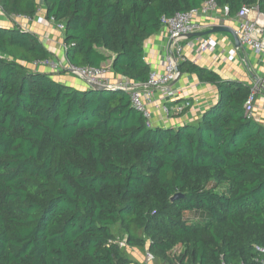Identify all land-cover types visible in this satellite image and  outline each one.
I'll use <instances>...</instances> for the list:
<instances>
[{
    "label": "trees",
    "instance_id": "trees-1",
    "mask_svg": "<svg viewBox=\"0 0 264 264\" xmlns=\"http://www.w3.org/2000/svg\"><path fill=\"white\" fill-rule=\"evenodd\" d=\"M210 0H0L7 16L63 25L67 64L135 83L161 19ZM234 18L264 0H213ZM39 40L0 26V264H130L129 246L165 264H261L264 127L244 115L251 86L183 61L215 87L195 124L153 128L122 90H79L33 70ZM175 194L182 197L174 201ZM194 216L191 219V216Z\"/></svg>",
    "mask_w": 264,
    "mask_h": 264
},
{
    "label": "crops",
    "instance_id": "crops-1",
    "mask_svg": "<svg viewBox=\"0 0 264 264\" xmlns=\"http://www.w3.org/2000/svg\"><path fill=\"white\" fill-rule=\"evenodd\" d=\"M38 1L40 2V0ZM38 19H42L43 22L38 23ZM194 22L198 25V29L195 32L196 35L187 37L186 40L180 42L182 47V59L178 61V64L187 61L211 70L225 80L243 82L251 87L253 81L245 67L246 65L249 66L250 71L254 75L258 78H263L264 56L256 54L249 49L242 48L237 51V56L233 61H227L226 56L228 51L235 48V43L231 35L224 32L203 35L216 26H222L231 31L234 30L237 26V22L234 18L225 16L218 8L214 12L197 16ZM0 26L8 28L18 26L25 32L35 34L50 53L49 60L60 64L62 67L67 66L65 49L63 48V32H58L56 25L46 20L45 12L42 13L38 10L34 18H20L16 23H13V21L11 22L6 17H2ZM207 37L215 40L217 44L215 50L212 52L206 51L198 53L199 41ZM187 43H191V46L188 47ZM143 47L144 58L150 70L161 73L167 53V36L165 31L160 30L157 34L151 36L145 41ZM110 64L111 61H107L102 64L101 67L108 69L106 78L110 83L116 84L122 78L114 75L110 71ZM38 71L52 75L54 80L66 86L79 90L88 89V86L82 79L69 72L53 71L47 67L40 68ZM172 86L180 93L178 100L170 101L164 98L160 92L154 90L152 100L146 102V107L151 115V126L153 128H177L187 124H195L207 109L217 103L218 96L215 87L210 84L199 82L195 75L179 73L176 76V80L172 83ZM183 100L189 101L191 106L182 114L172 113L171 116L165 117L162 107L171 109L174 105L180 104ZM263 102L264 93L259 92L256 96L252 120L264 127ZM113 233L115 235L114 231ZM122 249L130 264H151V262H147L145 259V254L147 252L146 246L136 247L126 244ZM161 263L165 264L163 262Z\"/></svg>",
    "mask_w": 264,
    "mask_h": 264
},
{
    "label": "built area",
    "instance_id": "built-area-1",
    "mask_svg": "<svg viewBox=\"0 0 264 264\" xmlns=\"http://www.w3.org/2000/svg\"><path fill=\"white\" fill-rule=\"evenodd\" d=\"M216 7L213 0L205 2L201 5L199 9L191 10L185 13H176L170 18L163 17L161 19V30H164L167 36V47H166V57L163 62V71L161 73H156L151 71L147 82L144 84L135 83L127 79H121L116 84H112L106 78L108 69L104 67L93 68V67H83L76 68L69 64L66 67H62L60 64L55 63L51 60L35 61L31 64L33 70H38L39 68L47 67L53 71H66L76 77L90 81L92 83L108 87L110 89H118L126 92L130 98L131 106L146 119V125L151 126V115L146 107V102L152 100L154 90H157L162 94V96L170 101L178 100L180 93L172 86V83L176 80L177 73L175 67L178 61H181L182 47L180 42L186 40L190 34H194L198 25L194 22V19L200 15H206L210 12L216 11ZM221 12L228 16V7L220 8ZM2 17L8 18L11 22L16 23L20 18H25L22 16H7L3 10L0 8V20ZM237 22V26L232 32L239 42V47L235 46L234 49L228 51L226 60L233 61L237 56V51L246 48L250 51L264 56V16L260 14L256 7L252 6H242L234 16ZM51 23L53 19L48 20ZM42 19H38V23H42ZM58 31H63V25H56ZM190 47L191 43H187ZM217 44L214 39L207 37L199 41L198 53L201 52H212L215 50ZM65 49V46L63 45ZM264 68V66H263ZM264 71V70H263ZM261 83L264 85V76L259 78ZM261 92L258 86L253 83L250 94L247 97L243 109L246 118H251L255 107L256 96ZM191 106V103L187 100H183L180 104L174 105L171 109L162 107V111L165 117L171 116V114H182L186 109ZM264 107V102H263ZM118 246L123 248L126 246V238H117L116 240ZM257 250L264 254V249ZM145 259L147 262H152L154 257L146 252ZM224 264V263H222ZM264 264V261L261 262Z\"/></svg>",
    "mask_w": 264,
    "mask_h": 264
},
{
    "label": "water",
    "instance_id": "water-1",
    "mask_svg": "<svg viewBox=\"0 0 264 264\" xmlns=\"http://www.w3.org/2000/svg\"><path fill=\"white\" fill-rule=\"evenodd\" d=\"M223 32H224V33H228V34H230L231 37H232V39L234 40L235 46H238V47H239L240 44H239L237 38L234 36V33H233L231 30H229V29H227V28H225V27H222V26H216V27H213L211 30L205 32L203 35L215 34V33H223ZM195 35H196L195 33H194V34H190L188 37L195 36ZM245 67H246L247 71L249 72V74H250V76H251V78H252L253 83H255V84L258 86V88L260 89V91H261L262 93H264V85L261 83L260 79L250 71L248 65H246ZM175 71H176L177 74H179V71H178L177 66L175 67ZM82 80H83V79H82ZM83 81H84V82L86 83V85L88 86V89H91V90H93V91H107V90H113V89H110V88H108V87L101 86V85H98V84L92 83V82L87 81V80H83ZM181 197H182L181 194H175V195L171 198V201H174V200H176V199H178V198H181Z\"/></svg>",
    "mask_w": 264,
    "mask_h": 264
},
{
    "label": "rangeland",
    "instance_id": "rangeland-1",
    "mask_svg": "<svg viewBox=\"0 0 264 264\" xmlns=\"http://www.w3.org/2000/svg\"><path fill=\"white\" fill-rule=\"evenodd\" d=\"M39 11L42 12V13H44V9H42L41 7L39 8ZM58 32H59V31H58ZM39 69H40V68H39ZM193 217H194V216L192 215V216H191V219H192ZM115 228H116V229H115ZM117 228H118V226L113 228V231L115 232V236H116V237H122V236H121V232H120V230L117 229ZM127 256H128V255H127ZM151 264H162V263H161V261H159V260H154V261L151 262Z\"/></svg>",
    "mask_w": 264,
    "mask_h": 264
}]
</instances>
